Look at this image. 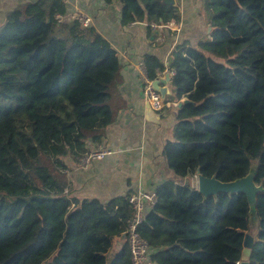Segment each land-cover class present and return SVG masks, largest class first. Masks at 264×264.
I'll return each instance as SVG.
<instances>
[{
    "label": "trees",
    "instance_id": "1",
    "mask_svg": "<svg viewBox=\"0 0 264 264\" xmlns=\"http://www.w3.org/2000/svg\"><path fill=\"white\" fill-rule=\"evenodd\" d=\"M112 3L114 0H105ZM121 22L180 20L165 0H119ZM211 38L169 64L146 55L151 80L189 102L163 156L172 172L139 226L155 264H238L250 229L244 192L205 197L187 178L234 182L255 168L259 217L249 264H264V0H203ZM64 0L20 5L0 27V264H133L129 192L107 203L72 197L65 159L100 144L128 107L118 51L68 20ZM174 175L177 179H174Z\"/></svg>",
    "mask_w": 264,
    "mask_h": 264
},
{
    "label": "crops",
    "instance_id": "2",
    "mask_svg": "<svg viewBox=\"0 0 264 264\" xmlns=\"http://www.w3.org/2000/svg\"><path fill=\"white\" fill-rule=\"evenodd\" d=\"M36 1L0 0V27L14 9ZM64 2L68 8V20H74L77 15L89 18L90 26L118 51L123 66L120 90L128 102V107L109 127L106 140L100 144H88L89 152L107 148L115 153L102 161L93 160L88 168H83L80 160L67 157L69 186L66 190L72 197L97 198L103 203L129 192L156 193V189L172 177L163 150L166 140L172 135L176 111L187 99L177 94L170 79L168 83L161 84V88H167L166 94L162 95L165 108L159 112L153 110L144 96V83L138 66L146 55L156 56L167 65L179 46L198 47L211 38L212 28L205 14L204 2L175 0L173 6L178 8L181 18L160 24L161 28L154 27L155 22L150 24L147 19L123 25L119 0L112 3L105 0ZM160 79L164 78L159 76ZM124 242L126 237L122 236L118 239L117 248H121Z\"/></svg>",
    "mask_w": 264,
    "mask_h": 264
},
{
    "label": "built area",
    "instance_id": "3",
    "mask_svg": "<svg viewBox=\"0 0 264 264\" xmlns=\"http://www.w3.org/2000/svg\"><path fill=\"white\" fill-rule=\"evenodd\" d=\"M74 20L79 21L82 26H90L91 20L83 15H77ZM154 27L161 28L159 23H154ZM142 81L144 83V96L148 100L151 108L157 112L165 108V103L162 94L154 87V81L148 76L146 63L141 61L139 66ZM174 75V71L160 72L159 76L165 78L167 74ZM115 152L112 149L100 148L92 150L81 159L83 168H88L93 160H105L108 156L113 155ZM129 203L133 207V215L127 221V242L129 245L133 264H155L151 260L153 254L152 248L148 241L144 239L140 232L139 226L144 222L148 209L157 203L156 193L148 191H137L129 196Z\"/></svg>",
    "mask_w": 264,
    "mask_h": 264
},
{
    "label": "water",
    "instance_id": "4",
    "mask_svg": "<svg viewBox=\"0 0 264 264\" xmlns=\"http://www.w3.org/2000/svg\"><path fill=\"white\" fill-rule=\"evenodd\" d=\"M165 2L167 4H175V0H165ZM170 75L167 74L166 77L164 79H160V80H156L154 81V87L160 91V93L162 95H165L167 92V88H161V84H166L170 81ZM189 102L188 100L185 102L187 103ZM183 106V103H181L179 105V108ZM150 115H154L153 111L150 110ZM253 168V167H252ZM253 173V183L254 182V176H255V170ZM250 175V174H249ZM248 176H246L245 178H242L240 180L234 181V182H222L216 178H208L203 176L200 171L197 172V189L198 191H200V193H202L205 197H209V196H215L221 193H227V194H233V193H239V192H244L247 194L248 196V200L250 203V207H251V211H250V219H251V214L252 212L256 209V204H257V195L260 192H263V188L262 186H260V188H258V190H256L255 192L252 191V189H250L249 187H247L246 185L243 184V180L246 179ZM174 179H177V176L174 175ZM187 182H189V180H186ZM257 185V184H256ZM254 197V198H252ZM257 212V210H256ZM258 215V214H257ZM257 215L255 214L256 218ZM251 222V220H250ZM254 242H255V238L253 237L252 234L250 233H246L245 238H244V249L242 252V259L238 264H249L250 262V258L252 255V250H253V246H254Z\"/></svg>",
    "mask_w": 264,
    "mask_h": 264
},
{
    "label": "rangeland",
    "instance_id": "5",
    "mask_svg": "<svg viewBox=\"0 0 264 264\" xmlns=\"http://www.w3.org/2000/svg\"><path fill=\"white\" fill-rule=\"evenodd\" d=\"M206 14V12H205ZM207 17V14H206ZM257 166V163H253V168H252V172H254L255 168ZM187 180H189V182L192 184L193 187H197V174L187 178ZM253 173H250V175H248V177L246 179L243 180V184L246 185L247 187H249L250 189H252L253 192H255L256 190H258V188H260V185H256L253 183ZM66 192L68 193V191L66 190ZM254 198V197H252ZM255 212L253 211L251 214V222H250V229L248 231V233L252 234L254 238H256L257 236V232H258V223H259V217L257 215L256 209H254ZM255 214L257 215V218L255 216ZM126 242H127V238H126Z\"/></svg>",
    "mask_w": 264,
    "mask_h": 264
}]
</instances>
